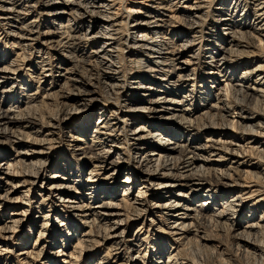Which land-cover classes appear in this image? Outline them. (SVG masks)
Returning a JSON list of instances; mask_svg holds the SVG:
<instances>
[{
  "label": "bare ground",
  "instance_id": "6f19581e",
  "mask_svg": "<svg viewBox=\"0 0 264 264\" xmlns=\"http://www.w3.org/2000/svg\"><path fill=\"white\" fill-rule=\"evenodd\" d=\"M226 1L230 8L227 4L212 8L210 0H51L46 5L51 7L50 26L41 32L38 16L31 14L34 1L0 0V93L4 98L0 99V139L12 150L8 159L7 152L0 151V212L10 209L7 217L0 215V261L10 264L7 253L15 247L12 250L5 241L27 224L28 235L36 231L37 236L32 245L27 238L15 244L22 246L16 252L19 264H56L57 257H64L62 264H76L82 253L75 248L84 243L106 245L115 260L125 244L129 250H140V231L159 230L163 220L155 240L159 246L150 251L157 258L152 261L167 253L165 264H176L178 248L190 235L204 241L203 246L210 240L205 233L200 235L198 224L238 219L247 207L246 220H238L235 226V250L264 264V117L237 104L264 101V0ZM211 11L220 13L212 30L204 33L202 23ZM20 15L31 17L21 24ZM176 20L185 22L183 30L177 29ZM5 38L15 50L14 57H9V48L4 49ZM40 38L44 48L69 52V60L56 55L51 63L36 51L34 64H29L37 72L30 78L40 83L63 79L60 88L66 92L59 96L61 108L45 118L33 104L37 90L22 98L25 105L34 106L32 115L29 107L19 109L7 99L22 86L28 88L19 73L21 65L28 64L22 54L37 46ZM238 68L237 78L233 72ZM183 87L187 91L180 95ZM100 89H104L102 95ZM48 90L44 88L43 98L52 97L53 91ZM95 102L100 106L93 111ZM205 115L212 130L199 143L196 121ZM62 125L69 128L66 138L74 154L70 159L90 166L82 184L87 191L78 198L53 197L54 190L67 187V180L39 175L47 162L43 148L52 140L47 135ZM248 143L255 144L247 148ZM81 165L74 164L75 173L69 176L79 178ZM242 176L251 179L241 181ZM33 187L38 188L35 195ZM232 190L237 193L225 200ZM199 196L202 201L193 202ZM45 203L49 210L43 209ZM27 205L29 215L24 210ZM65 209L66 218L80 220L79 230L69 227L65 218L47 236L54 225L52 218ZM136 222L140 225L134 237L125 239ZM92 227L98 239L92 238ZM74 237L73 249L67 250L66 243ZM55 241L62 246L49 258L43 250ZM167 243L170 248L176 244V249H167ZM210 250L209 261L223 260ZM142 251L131 257L132 264L145 259L146 249ZM181 262L206 264L193 259Z\"/></svg>",
  "mask_w": 264,
  "mask_h": 264
},
{
  "label": "rangeland",
  "instance_id": "374dc122",
  "mask_svg": "<svg viewBox=\"0 0 264 264\" xmlns=\"http://www.w3.org/2000/svg\"><path fill=\"white\" fill-rule=\"evenodd\" d=\"M31 1H34V6H33V8H31V11L33 13H31V14H33L34 16H36V15L38 16V20H40V21H38V23H39V26H38L39 28L38 29L41 32H44L45 30H47L46 28L48 26H50V20L48 21V18H49L48 11L51 9V7H48L46 5H49L48 3H50L51 0H49L50 2L48 0H36V1L35 0H31ZM190 1L193 2V0H190ZM225 2L228 3V1H226V0H210L209 4H210V6H212V8H219L223 4H227ZM43 4H45V6ZM136 5H137V3H136ZM227 6L230 8V3H229V5L227 4ZM60 7H62V6H59V8ZM20 11L23 12V13L25 12V10H20ZM219 13L220 12H218V15H219ZM218 15H217V13H215L213 11H211L210 13L206 14L205 21L202 23V25H203L202 26V31L204 33L205 32H209L210 30H212L213 22H214V20L218 19ZM20 16H22L23 17L22 19H24V20H22V19L18 20V22L21 23V24L25 23L26 21H28L30 19V17H31V15H20ZM15 17H16V15L13 16V18H15ZM65 22H66V20L64 21V19H63V23H65ZM184 23L185 22H180V21L176 20L175 26H178L177 29L183 30L184 27L182 26V24H184ZM209 28H211V29H209ZM213 32H215V31H213ZM219 33H220V31H219ZM2 34L3 33L1 32V29H0V36H2ZM41 41H42V39L40 38L38 40L37 46L33 47L35 49H33V48L30 49V47H28L29 49L27 48L26 52H23V54H22L23 57L27 58V60H28L27 63L28 64H25V63L22 64L21 67L19 68V73H20V75L23 76V79L26 81L28 88L26 89L25 86H22V89L16 90V92H14L11 95H9L10 97H7V99L9 98V100H11V103L15 104V106L20 107L19 109H22L24 107H29L28 111L32 110V111H30L29 115H32L33 114L32 112L34 111V109H33L34 106L30 107L28 105L29 103L26 104L27 105L26 106L24 104V101H22V98L24 97V95L26 93L33 92V91L37 90V92H38L37 93L38 94L37 95V100L34 101V103L33 102H31V103L37 104L36 108L38 110V107H39V110L36 113L40 112L43 115V118H45L46 116H50L51 114L57 113L56 110L61 108L60 107V101H59V100H61V98L59 96H60L61 92H63V91L66 92V90L64 88H62V87L60 88V86H61L60 84H62L63 79L58 80V82H51L50 83L51 80L48 78L47 81H45L43 83H40V82H38V80L35 77L34 78L33 77L30 78V75L31 76H32V74L33 75H37V72H36V69H34L33 66H31V65L29 66V64L30 63L34 64L33 61H35V55H37V52H41L39 55L40 56H44L45 60H48L50 58V62L51 63H52V60H54L55 57H57L56 55H58L59 58H61V59H63V58L67 59V54H69V52H67V51L57 52V51L53 50L52 46L48 47V49L44 48L40 44ZM215 42H217V44L220 43L219 41H215ZM5 44H6V46H4ZM4 45H3L5 47L4 49L9 48V50H10L9 52L11 54H9V57H14V53H15L14 51L15 50H13V47L10 46L9 39L5 38ZM38 48L42 49V50H37ZM28 51H30V53ZM202 54H203V47H202V50H199V52H198V55H199L200 58H202ZM51 58H52V60H51ZM38 59H41V58H38ZM67 60H69V58ZM17 65L20 66V63H17ZM55 69L57 70L56 65H55V68H53V70H55ZM236 70L237 71H234L233 73H235V77L238 78L240 76L241 69L238 68ZM198 76H199V74H198V71H197V77ZM217 78L221 79L220 76H217ZM207 84H209V83H207ZM47 87L49 88L48 92H52L53 91L52 97L43 98V95H44V91L43 90H44V88H47ZM24 89H26V90H24ZM102 90H104V89H100V91L98 90L100 92V93L98 92V94L102 95L103 94V93H101ZM179 91H181L179 93L181 95L182 93L186 92L187 90L184 89V87H183V89H180ZM0 99L1 100L4 99V98H1V93H0ZM101 99L103 100L104 97L101 98ZM40 100H42V101H40ZM122 100L123 99L121 98L119 100V103H123L125 101V100H123V101ZM100 102H101V100H100ZM198 102L200 103V101H198ZM233 102H235V100H233ZM7 103H9L8 100H7ZM31 103H30V105H33ZM236 103H237V101H236ZM254 103L255 102H253V103L249 102L247 104V101L246 102L238 101L237 104H239V105L241 104L240 106H242L244 109L248 110L249 112H252L251 114H253V115H256L258 117H262V116L264 117V101H259L258 100L255 104ZM107 104H108V102H107ZM113 104H115V103L113 102ZM196 104H198V103H196ZM196 104L194 103V105H196ZM227 104H229V102ZM99 106H100V103L99 102L98 103L95 102L91 106V108H93V111H94ZM232 115H235V114L231 113V116ZM255 121H257L256 118H255ZM196 123H197V125H199V127H198L199 128L198 129L199 132H198L197 136H199V143H201L202 141L204 142L205 139L210 135V132L212 130V126H208L209 125L208 124L209 121H208V118L206 117V115L202 116L201 118H199L196 121ZM201 123H204L207 126L206 127H201V125H200ZM218 124H220V121L218 122ZM36 126H35V128H36ZM172 126L174 128H176V124L173 123ZM224 126H226V125H224ZM34 129H31V131L34 130ZM68 129L69 128H67L64 125H62V126H59V129L58 128L57 129H52V130H54V133L52 135H50L48 133L47 136L49 138H52V140L50 141V143H48V144L46 143L47 145L43 148L45 150L46 154H47V159H46L47 162H46V166L42 167V169H40L39 175L41 177H48L49 175L53 174V175H57L58 178H65L67 180V182L65 183L67 187L65 186L66 188L63 191H61V192H57V191L54 190L52 192V194H53L52 196L53 197H54V194H55L57 196L63 195L64 197H74V195H75L78 198V197H80L82 195V193L87 191V189L83 186L84 185L83 179H84V177H86L85 173L90 168V166H88V165L87 166H84V165L82 166L81 165L82 164V160L81 159L77 158L78 159L77 160L75 157H73L74 159H70V156H72L74 154H72V149H71V147H69V145L67 143V138H66L67 137V133L66 132H68ZM55 130H56V132H55ZM229 130H231V129H229ZM229 130H227V131L230 132V133L236 134V130H231V131H229ZM28 131H30V130H28ZM194 131L197 133L196 130H194ZM47 132L48 131L45 130L44 134H46ZM91 133L92 132H89V139H87V142H89V143H90V134ZM30 134H32V132H30ZM39 137H42V136H39ZM260 139L263 140V138H258L259 141H260ZM247 140L248 139H246L245 136L242 138V142L243 143H246ZM254 144L255 143H248L247 148H249V146H252ZM10 146L11 145L10 144L8 145L6 140L4 141L3 138L0 139V151H3V153L7 152L6 153L8 155V156H6L7 159L12 157V150H11ZM149 150H153V148L151 147ZM250 155H252V153ZM253 156H256V155H253ZM250 159H251V161H254V162L256 161L254 158H250ZM74 160L76 161V163L78 165H81V172H79V178L77 176H72V174L75 173V171L71 170L74 167L73 165L76 164L74 162ZM66 166H68V167L65 168ZM122 172H124V170ZM69 173H72L71 177L69 176ZM122 179H124V178L121 177V180ZM240 179H241V181H245V180L249 181L251 178H247V177L244 178L242 176V177H240ZM69 185L72 186V187H69ZM250 185H253V184H250ZM1 186H2V184H0V188H1ZM233 186H236V185L233 184ZM254 188L255 187H253L252 189H254ZM235 189H238V187H235ZM37 190H38V188H34L33 187V189L31 190V192H33V195H35L37 193ZM236 193H237V190H232L230 192H227L225 194V197H226L225 200L231 199V197H233ZM202 198L203 197L199 196V197L195 198L193 202H196V201L200 202V201H202ZM223 200H221V202ZM245 201L248 202L249 205L252 203V201L251 202L247 201V200H245ZM260 204H261V202H260ZM48 206H49V204L45 203L43 205V209L49 210ZM29 207H30V205H27L24 208V210L26 211V215L30 214V209L31 208H29ZM217 207H218V205L216 206V208ZM248 212H249V210L246 207L245 209H243V211H242V213H241V215H240V217L238 219L237 218H235V219L232 218V219L228 220L227 222H224V223L220 222L219 224L212 223V225H211V223H205V222H203L201 224H198L197 228L199 229L200 235L202 234L204 236V233H205V236H207L210 240H206L205 241L206 245L203 246L204 241H202V240L195 241L196 238H194V237H192L190 235L189 236L190 238L186 239V241L183 242V246L181 245L178 248L180 250L179 251L180 254H178L179 255L178 261L179 262L182 261L181 263H186L187 260L191 262V260L193 259V260H196V261L202 260L206 264H257V262L254 259H252V257L246 255L247 253L239 254V253L236 252V250H235L236 247H235L234 239H233V235L237 232V230L235 229L237 221L241 220V222H244L246 220L245 217L248 216ZM9 213H10V209L5 211L3 215L0 212V215H2L3 217L4 216L7 217L9 215ZM67 213H69V212L66 211V209H65V212L59 213L60 216H55V217L52 218V221H53L54 225H53V228L49 226V229H48V231L46 233L47 236L51 233V231H53L54 226H55V228H57L56 224L59 223L58 221H61L62 219L66 218L65 214L67 215ZM66 219L67 220H65V221H66V223L68 224L69 227H71V228H73L75 230L77 229V231L79 230L78 229L79 228L78 226H80V223H79L80 220L79 219H77L76 217H73V218L67 217ZM161 221H162L161 225H159V227H161V228L159 230L157 229L156 231H153V232H156V234L151 232V231L146 234V231L142 232L143 229L140 231V233L138 234V237H140V240H141V243H140L141 247H139V248H141L140 250H136V249L135 250H129L128 249L129 247H125L126 246V244H125V245L121 246V248L119 249V251H118L119 253L116 254L119 258H117L115 260V256L113 255V253L109 254V250L106 248V245H101L100 243H93V244L89 245V244H85L84 243L81 248H75V250L76 249L77 250L81 249V253H82L80 256H78V259H76V261L78 260V262H76V264H96L100 260H103V264H110L113 260H115V262H116L115 264H121V263H124V262H126V264L127 263L128 264H130V263L132 264L133 260L131 259V257H133L134 255H137L138 252L140 254L143 248L146 249V253L147 254H146L144 260H140L139 264H142L143 261H144V264H147V262H149L150 260L151 261L149 262V264H165L166 260H167L166 259L167 258V253L164 254V256L161 257L160 260H158L157 262L152 261L153 256H151L152 254H150V251H152V250L154 251V249L159 246V245L158 246L156 245L155 240L157 239L156 235H160L161 234L160 230L164 227V221L163 220H161ZM130 223H131V221H129V224ZM136 223H132V225L129 226V231L127 233H125V239H128V238L130 239V238L134 237L135 232H137L136 230H137L138 226L140 225V223H138V222H136ZM231 226L234 227L235 231L229 230V228ZM92 228H93L92 229V235H93L92 238L98 239L97 238V235H98L97 233L98 232H97L96 228H94V227H92ZM28 229H29V226L27 224L25 227L19 228L18 231L16 232L15 236L12 239L5 241V243L9 244L8 247H10L11 249H12V247H15V248H13L14 250L12 249L13 253L12 252H8L7 253V255L9 256L8 257L9 260L7 262H9L10 264H15V263L19 264V262L17 261V258H16V252L22 246L21 245L20 246L19 245H15V244H17V243H19V242H21V241H23L24 239L27 238L28 244L32 245L34 239L36 238V236H37L36 231L31 233L32 235H28V233H29ZM19 237L20 238L22 237V239L20 240ZM76 239L77 238L74 237L73 239H71V241L69 243H66L65 246H67V250H72L73 249L72 246L74 245V242L76 241ZM158 240L159 239H157V241ZM55 242L56 243H54L53 246H51V247L47 246L43 250V252L49 258H50V255H53L52 252L54 251V249H57V248L62 246V244L60 242H58V241H55ZM170 242L171 241L169 240V242H168L169 245H171ZM198 242L201 243V244H199ZM168 243H167V247L166 248L169 249V250H173L177 246L176 244H172L173 248H170ZM212 247H214V248H212ZM197 249H198V251H197ZM210 249H214V251H216V254L219 257V259H223V260H218L217 259V261L216 260L209 261L210 260L209 259L210 258L209 255H210V251H211ZM48 252H50V253H48ZM198 255H200V256L202 255L203 257L201 256V258L199 259ZM63 259H64V257H57L54 260V262L56 261L55 262L56 264H62ZM153 259L155 260L157 258H153ZM225 259H229V261H227ZM179 262H177L176 264H180ZM254 262H256V263H254ZM0 263L1 264H6L4 260H1Z\"/></svg>",
  "mask_w": 264,
  "mask_h": 264
}]
</instances>
